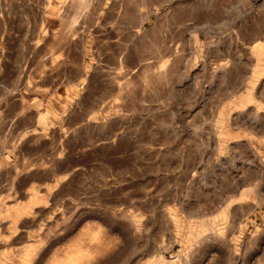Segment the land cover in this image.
<instances>
[{
  "label": "rangeland",
  "instance_id": "1",
  "mask_svg": "<svg viewBox=\"0 0 264 264\" xmlns=\"http://www.w3.org/2000/svg\"><path fill=\"white\" fill-rule=\"evenodd\" d=\"M137 1L0 0V264H264V0Z\"/></svg>",
  "mask_w": 264,
  "mask_h": 264
},
{
  "label": "bare ground",
  "instance_id": "2",
  "mask_svg": "<svg viewBox=\"0 0 264 264\" xmlns=\"http://www.w3.org/2000/svg\"><path fill=\"white\" fill-rule=\"evenodd\" d=\"M135 1H137V0H134V2ZM143 1V2H142ZM141 1V4L144 6V2H146V1H144V0H142ZM149 1V0H148ZM151 1V0H150ZM149 1V2H150ZM132 2V1H131ZM137 3H138V1H137ZM137 3H135V6H136V4ZM155 3V2H154ZM86 4H87V2H86ZM131 4H133V3H129V5L128 6H130ZM138 5V7L137 8H139V4H137ZM146 5V4H145ZM133 6H134V4H133ZM143 6H141L140 5V7H143ZM130 8H132V7H130ZM130 8H125V10H124V16H126L125 18H126V21L128 22L129 21V24H131V22L132 23H134V17L136 18V13H135V8H133V10L132 9H130ZM139 10V9H138ZM176 13H177V11H175ZM147 13H149V12H147ZM146 12H145V14L141 17V18H139V20H140V23L138 24V25H142L144 22H145V20L146 19H149V17H148V14H147ZM172 13V12H171ZM178 14V13H177ZM180 14V13H179ZM171 15H173V14H171ZM177 16V15H176ZM178 18H180V17H178ZM175 19V18H174ZM130 20H132V21H130ZM160 20V19H159ZM176 21V20H175ZM179 21V20H178ZM158 22H160V21H158ZM157 22V23H158ZM138 23V22H137ZM157 28V27H156ZM151 29V28H150ZM151 31V30H150ZM155 32V31H154ZM145 33H147V32H145ZM147 34H149V32L147 33ZM146 34V35H147ZM151 34V33H150ZM144 35V34H143ZM153 35V34H152Z\"/></svg>",
  "mask_w": 264,
  "mask_h": 264
}]
</instances>
